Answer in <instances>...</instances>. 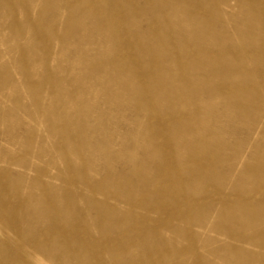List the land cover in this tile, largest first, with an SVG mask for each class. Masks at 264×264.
<instances>
[{
    "label": "rangeland",
    "instance_id": "rangeland-1",
    "mask_svg": "<svg viewBox=\"0 0 264 264\" xmlns=\"http://www.w3.org/2000/svg\"><path fill=\"white\" fill-rule=\"evenodd\" d=\"M77 1L71 0L70 5H66L67 0H0V183L6 181L11 184L10 192L0 189V204L3 207L0 211L1 233L10 235L11 242L13 239H20L24 244H29L41 228V221L45 226L56 221L44 214L46 202L54 201L60 206L68 200L74 204L73 208L76 207L68 218L69 222L87 228L85 232L91 233L88 239L95 241L97 224L108 219L107 225L111 227L117 218L98 219L106 209L96 203L107 197L94 186L104 182L105 189L114 192L115 185L122 186L123 182L129 181L126 175H120L125 172L132 178V192L129 196L117 197L116 200L120 212L126 214L122 218L126 224L124 230L127 227L133 230L134 224L138 228L142 225H154L163 236L169 237L172 234L163 222L150 220L158 217L155 209H147L142 204H170L172 196L185 197L188 178L181 172L185 165L172 159L166 160V167L158 168V171H165V174L158 176L154 168L158 160L153 154H149V149L145 150V146H139L138 141L142 139V122H151L157 117L168 120L167 117L171 114L162 112L164 106L181 105L182 102L176 96L158 101L162 112L158 115L149 112L145 106L137 109V102L131 97L127 82L132 77L133 81L140 83L148 79L150 73L135 79L132 70H115L109 60L113 57L122 58V47L119 45L117 48L114 44L117 42L111 41L106 33L99 31L96 19L81 13L76 5ZM101 1L107 5L106 0ZM155 1L160 2L155 6V15L164 10L165 21L169 22L166 25L178 37L183 26L180 22L184 16L177 4L178 0ZM144 2L145 0H128L123 12H115L118 20L124 19L127 10H139ZM230 4L232 7H225V12L235 10L233 13L237 18L227 21L230 25L229 33H233V25H238L245 41L261 42L264 36L255 35V32L248 29L251 26L250 19L248 21L245 18L248 8L236 0H231ZM259 7L264 11V4H259ZM42 8L47 9L48 13L41 16L40 20L37 10ZM106 13L107 10L101 12ZM152 17L153 11L145 10L136 19L135 28L139 29V25L142 29L146 28L148 22L153 21ZM114 33L119 35V32ZM132 40L134 43L143 41L149 46L156 43L148 32L143 39ZM123 50L126 51V47L123 46ZM213 51L210 49L212 55L217 54ZM133 52L138 55V52ZM149 59L143 56L134 63L139 70H149ZM163 63L166 73L164 72L162 83L158 84H163L168 89L183 87L190 92L197 91L196 98L185 101L187 110L202 107L207 111L204 121L207 125L199 122L193 127L192 141L205 139L211 152L230 156L232 150L216 148L214 142L217 143L221 137L227 143L237 140L239 154L247 163L250 162V166L264 164V140L259 133L264 124L252 126L255 132L251 135L252 143L259 142L260 148H248L245 143L249 133L242 130L238 118L233 120L225 114L227 107L215 99L216 93L211 98L210 93L201 94L198 91L197 82L202 75L191 69L193 75L183 82L172 69L170 57L165 58ZM253 66L254 63L250 61L249 67ZM254 75V93L262 96L264 80L261 74ZM213 77L215 82L220 79L218 76ZM153 89L156 88L149 86V90L136 94L141 104L140 93L146 98ZM148 91L149 93H144ZM256 101L257 98L246 104ZM174 114L178 116L171 121L182 117L186 120L190 118L184 112ZM160 133L165 139L171 136L166 128H162ZM105 148L106 151H103ZM251 156L256 161L253 162ZM118 157L120 158L117 159ZM143 159L147 161L143 163ZM109 160H112L111 164ZM195 161L196 165L208 166L205 175L209 178L206 188L210 194L230 193L235 189L231 184L239 177V163H235L232 168L223 163L213 169L211 161L204 156H197ZM221 174L228 176L227 180L222 184L216 183L214 178ZM107 175L111 177L109 180L103 178ZM142 177H145L144 185L139 184L138 187L136 183ZM244 179L246 188H253L259 182L264 185V175L256 181L250 175H245ZM105 181L113 182V185L108 183L107 186ZM156 181V191H153L151 186ZM195 185L200 186L202 183ZM218 197L215 195L206 201L216 205ZM93 204L98 208H93ZM202 216L205 223L217 219V213L212 210ZM12 217L16 218V222ZM238 221L243 223L246 219L239 218ZM182 224L180 222L178 226L182 227ZM1 233L0 264L21 263L16 257L18 248L5 241ZM80 235L81 231L76 239H80ZM70 238H73V234ZM125 238L127 241L128 238ZM208 238L219 242L228 240L217 232H211ZM250 248L259 251L258 248ZM34 250L41 255V249ZM8 254L12 257H8ZM209 258L215 260L212 256ZM46 260L57 264V261L49 258ZM105 260H108L107 256ZM67 263L70 262L65 261L63 264Z\"/></svg>",
    "mask_w": 264,
    "mask_h": 264
},
{
    "label": "bare ground",
    "instance_id": "bare-ground-1",
    "mask_svg": "<svg viewBox=\"0 0 264 264\" xmlns=\"http://www.w3.org/2000/svg\"><path fill=\"white\" fill-rule=\"evenodd\" d=\"M70 1L67 0L66 5H70ZM127 1L106 0V5L101 0H78L76 5L81 13L98 21L99 31L106 33L111 41L117 42L114 43L117 48L119 45L122 47V58L113 57L109 60L115 70L122 72L132 70L135 79L150 73L148 79L140 83L133 81L132 77L127 82L131 90V97L137 102L136 108L141 109L142 106H145L154 115L162 112L171 114L167 117L168 120L157 117L151 122H142L140 124L142 139L138 141V145L145 146V150L149 149V154H153L158 160L154 167L158 176L162 177L165 174V171H158V168H165L166 160L172 159L185 165L181 169V172L188 178L184 190L185 197L172 196L170 204L164 202L142 204L146 205L147 209H155L158 217L150 220L163 222L172 235L163 236L154 225L150 227L142 225L138 228L134 224L133 230L129 227L124 230L126 224L123 223L122 218L126 214L120 212L116 200L117 197H127L132 192V178L125 172L120 175H126L125 177H128L129 181L123 182L122 186L115 185L114 192L105 189L104 182H99L94 186L102 192L104 197H107L102 202L96 203L106 209L103 216H99L98 219L117 218L111 227L107 225L108 219L106 222L97 224L98 237H95V241L88 239L91 233L85 232L88 230L87 228L80 227V224L75 222H69L68 218L76 207L73 208L74 204L68 200L61 203L60 206L54 201L46 202L44 214L47 215V218L56 221L46 225L47 227L41 221V228L37 230V234L33 237L34 240L29 244H24L20 239H18L19 241L13 239L11 242L9 239L12 237L1 233V228L0 233L5 241L13 243L18 248L16 257L19 259L18 262H21L18 264H54L47 261L46 258L57 261V264H63L65 261L70 262L67 264H223L224 262L228 264H264V185L259 182L253 188H246L244 179L245 175H250L254 181L258 180L264 175V164L252 167L250 162L247 163L241 158L237 140L234 143H227L221 137L217 143L214 142L216 148L232 150L230 156L216 155L211 152L207 148L205 139L192 141L193 127L199 122L202 125H207L204 122L207 115L204 108L187 110L185 101L196 98L197 91L190 92L183 87L168 89L163 84H158L162 83L164 72L166 73L163 62L167 57L172 60V69L177 72L183 82L193 75V72H190L191 69H195L198 74L202 75L197 82L198 91L201 94L210 93L211 98L216 93L215 99L227 107L225 114L233 120L237 117L242 125V130L248 131L246 146L258 150L261 145L259 142L252 143V136L255 133L252 126L264 124V95H256L253 87L256 77L254 73L261 74L264 80V39L261 42L245 41L238 25H233V33H229L230 25L227 21H234L237 18V15L233 13L235 10L225 12V7H232L231 0H178L177 4L184 15L180 22L183 23V26L178 37L171 27L166 25L169 22L165 21L164 10L155 15V6L160 4L155 0H145L139 10L133 9L130 12L127 10V14L123 16L124 19L118 20L115 12H123L127 7ZM236 1L248 8L245 18L248 21L250 19L249 31L255 32V35L262 34L264 36V22H262L264 21V11L259 7V4H264V0ZM149 9L153 11V21H149L144 29L140 25L139 29H136V19ZM105 10L108 13L101 14ZM37 12L41 20V16H45L48 10L42 8ZM114 31L119 32V35ZM147 32L156 41L154 45L149 46L143 41L133 42V38L143 39ZM237 38L239 41L236 40ZM123 46L126 47V51L123 50ZM210 49H213V52L217 54L212 55ZM133 51L138 52V55ZM143 56L150 58L149 66L147 65L149 70H139L134 63ZM250 61L254 63L253 68L249 67ZM213 76H218L220 79L215 82ZM149 86L156 89L150 92V95L146 97L148 99L144 98L141 92V104L136 94L142 90H149ZM144 93H149V91ZM172 96L178 97L182 102L181 105L164 106L161 112L158 101L169 99ZM255 98H257L256 102L246 104L247 101L250 103ZM180 112L190 115V118L186 120L185 117H182L179 120L171 121L178 116L174 113ZM235 123L238 125L237 122ZM162 128H166L171 133L169 138L165 139L161 135ZM259 133L264 140V126ZM103 151H106V148ZM197 156L209 159L213 169L223 163L229 168H232L235 163H239L241 166L238 171L239 177L231 184L235 189L230 193L214 192L210 194L206 188L209 178L205 175L208 166L196 165L195 158ZM250 158L253 159L252 156ZM146 161L143 159V163ZM254 161L256 160L253 159ZM109 163L111 164L112 160H109ZM227 177L221 174L214 179L216 183L222 184L227 180ZM103 178L109 180L111 177L107 175ZM144 178L138 180L136 183L138 187L139 184H143ZM105 182L107 186L108 183L110 186L113 185V182ZM157 182L151 186L153 191H156L154 187ZM198 182H201L202 185L196 186L195 184ZM10 188L9 182L0 183V189L3 191H9ZM67 194L69 195V193ZM158 194L160 193L158 192ZM215 195L219 196L218 204L207 203L206 200ZM212 201L215 200L212 199ZM21 207L24 206L21 205ZM92 207L98 208L94 204ZM2 209L0 204V211ZM209 210L217 213V219L205 223L202 220V215L207 214ZM239 218H245L246 221L240 223ZM11 219H15L14 222H16V218L12 217ZM180 222L183 223L182 227L178 226ZM67 225L68 228H66ZM79 231H81L80 239H76ZM211 232L224 235L228 240L219 242L208 238ZM71 234H73L72 239L70 238ZM125 237L128 238L127 241ZM250 247L258 248L259 251L256 252ZM34 248L41 249V255ZM106 256L108 260H105ZM209 256L214 257L215 260H210ZM8 257H12V255L8 254Z\"/></svg>",
    "mask_w": 264,
    "mask_h": 264
}]
</instances>
